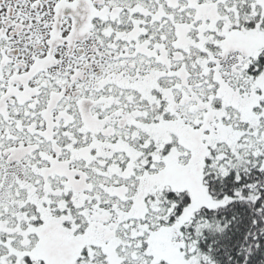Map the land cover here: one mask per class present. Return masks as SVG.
Instances as JSON below:
<instances>
[{
	"label": "snow or ice",
	"instance_id": "6c2138e0",
	"mask_svg": "<svg viewBox=\"0 0 264 264\" xmlns=\"http://www.w3.org/2000/svg\"><path fill=\"white\" fill-rule=\"evenodd\" d=\"M0 264H264V0H0Z\"/></svg>",
	"mask_w": 264,
	"mask_h": 264
}]
</instances>
